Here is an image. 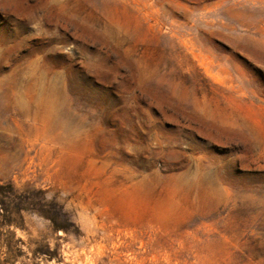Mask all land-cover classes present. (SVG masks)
<instances>
[{"label": "rangeland", "instance_id": "1", "mask_svg": "<svg viewBox=\"0 0 264 264\" xmlns=\"http://www.w3.org/2000/svg\"><path fill=\"white\" fill-rule=\"evenodd\" d=\"M0 264H264V0H0Z\"/></svg>", "mask_w": 264, "mask_h": 264}]
</instances>
